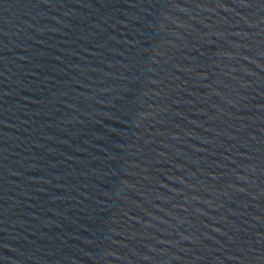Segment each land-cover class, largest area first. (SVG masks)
<instances>
[{
  "label": "water",
  "instance_id": "water-1",
  "mask_svg": "<svg viewBox=\"0 0 264 264\" xmlns=\"http://www.w3.org/2000/svg\"><path fill=\"white\" fill-rule=\"evenodd\" d=\"M148 0H0V222L69 134Z\"/></svg>",
  "mask_w": 264,
  "mask_h": 264
}]
</instances>
